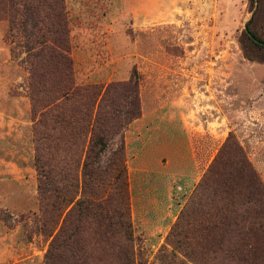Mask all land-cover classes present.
Returning a JSON list of instances; mask_svg holds the SVG:
<instances>
[{"label":"rangeland","instance_id":"374dc122","mask_svg":"<svg viewBox=\"0 0 264 264\" xmlns=\"http://www.w3.org/2000/svg\"><path fill=\"white\" fill-rule=\"evenodd\" d=\"M22 1L0 0V264H47L27 54L7 38ZM66 5L78 84L140 81L142 115L124 131L136 264H197L169 235L231 135L264 183V53L250 60L241 43L256 13L264 30L260 0Z\"/></svg>","mask_w":264,"mask_h":264},{"label":"trees","instance_id":"16d2710c","mask_svg":"<svg viewBox=\"0 0 264 264\" xmlns=\"http://www.w3.org/2000/svg\"><path fill=\"white\" fill-rule=\"evenodd\" d=\"M259 12L264 22V0ZM7 38L27 58L47 264H136L124 131L141 113L140 81L79 85L66 0H23ZM247 32L264 42L256 18ZM241 38L254 60L264 53ZM13 43H16L13 41ZM118 148L105 161L109 144ZM58 229V231H57ZM169 243L201 264H264V183L231 135L172 227ZM101 256V258H98Z\"/></svg>","mask_w":264,"mask_h":264},{"label":"water","instance_id":"95a60500","mask_svg":"<svg viewBox=\"0 0 264 264\" xmlns=\"http://www.w3.org/2000/svg\"><path fill=\"white\" fill-rule=\"evenodd\" d=\"M256 42H257L258 44L264 46V43H261V42H259V41H256Z\"/></svg>","mask_w":264,"mask_h":264}]
</instances>
